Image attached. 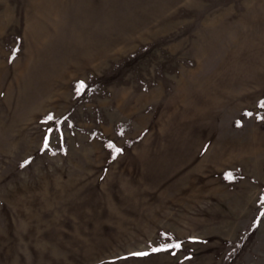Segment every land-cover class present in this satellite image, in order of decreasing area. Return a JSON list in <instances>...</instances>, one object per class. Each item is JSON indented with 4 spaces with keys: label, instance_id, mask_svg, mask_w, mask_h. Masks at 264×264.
<instances>
[{
    "label": "rangeland",
    "instance_id": "obj_1",
    "mask_svg": "<svg viewBox=\"0 0 264 264\" xmlns=\"http://www.w3.org/2000/svg\"><path fill=\"white\" fill-rule=\"evenodd\" d=\"M0 264H264V0H0Z\"/></svg>",
    "mask_w": 264,
    "mask_h": 264
},
{
    "label": "snow or ice",
    "instance_id": "obj_2",
    "mask_svg": "<svg viewBox=\"0 0 264 264\" xmlns=\"http://www.w3.org/2000/svg\"><path fill=\"white\" fill-rule=\"evenodd\" d=\"M81 87H83V84H81Z\"/></svg>",
    "mask_w": 264,
    "mask_h": 264
}]
</instances>
